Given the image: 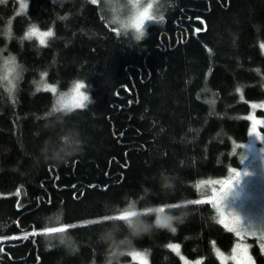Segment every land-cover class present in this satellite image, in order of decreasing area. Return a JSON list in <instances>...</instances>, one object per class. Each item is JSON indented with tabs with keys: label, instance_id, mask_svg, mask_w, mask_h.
Segmentation results:
<instances>
[{
	"label": "trees",
	"instance_id": "1",
	"mask_svg": "<svg viewBox=\"0 0 264 264\" xmlns=\"http://www.w3.org/2000/svg\"><path fill=\"white\" fill-rule=\"evenodd\" d=\"M25 1L20 13L19 1L0 0V52L20 68L13 90L0 79V264H106L97 235L110 205L143 208L145 198L189 213L175 233L136 241L150 264H182L170 244L220 264L238 236L207 190L241 168L246 117L264 100V0H156L157 20L139 41L121 27L127 0ZM31 27L54 33L47 46L25 38ZM76 81L94 103L67 123L86 147L66 165L45 164L44 126L57 112L54 94L37 85L62 93ZM161 170L178 177L174 194L160 192ZM53 226L67 230L32 235Z\"/></svg>",
	"mask_w": 264,
	"mask_h": 264
},
{
	"label": "rangeland",
	"instance_id": "2",
	"mask_svg": "<svg viewBox=\"0 0 264 264\" xmlns=\"http://www.w3.org/2000/svg\"><path fill=\"white\" fill-rule=\"evenodd\" d=\"M17 1H19L20 3V13H24V8L26 10L25 3L27 4V2L25 0ZM127 1L129 15L128 19L123 20L124 22L121 21V27H123V30L124 28L130 30L131 27H125V25L130 24L133 17L136 16L139 11L146 9L149 4L152 5L156 0H140L138 4L136 2L132 3L131 0ZM154 8L152 10L153 14ZM130 14L132 15L130 16ZM146 24H148L147 21L145 22V25ZM32 28L36 27H31L27 30V32H29ZM131 30H134V28H132ZM39 31L41 33L45 32L40 29ZM26 33L24 34V36H26ZM33 38L38 40V38L36 37ZM8 61L11 60L5 58L4 53L0 52V79L4 84V87L8 91H11L17 85L20 68L18 64L16 66L15 63L10 64ZM77 82L85 84L82 81H76L66 92H56V94L54 95L55 101L60 94L70 95L75 83ZM48 86L50 85L46 82L42 84L39 83V85H37V88L46 89V87ZM81 91L89 92V89L85 85V88ZM85 103L87 104V102ZM253 105H256V107H253ZM251 106L252 111L246 117L250 121L248 140L238 143L236 147V149L239 150L237 152H240L242 155V166L239 170H232L228 177L224 180H234L235 173L240 172L242 174L240 183L236 184L233 188L232 184L230 183L222 184L217 182L224 181L212 180L210 181L212 183L209 184H212L214 188H223L224 191L221 192L219 189L214 192V189L212 190V188H209V190H207L209 191V194H211L213 191V195L207 197H210L208 200L211 201L215 206L218 221L224 227L225 225H227L226 229H232L235 235L237 231L241 232V235L238 236V241L231 252L218 253L220 264H259L256 257L252 253V242H256L258 244H256V247L264 260V134H259L258 132H256V126L258 124L264 123L263 119L257 118L258 112L264 115V101H261L259 104H251ZM259 142L261 143L259 144ZM244 173H247V175H244ZM201 186L205 187L206 184H201ZM201 200L206 201V198H203ZM238 245H240L241 247L238 248ZM133 253H141L143 255L134 256ZM177 255L180 256L182 264H197L198 261L201 263V261L203 260L202 258L190 259L184 256L180 246L179 254ZM249 257L251 258L250 260ZM121 261L122 264H130L132 262L145 264V261L146 264H150L148 252L145 249H135L124 255L121 258Z\"/></svg>",
	"mask_w": 264,
	"mask_h": 264
},
{
	"label": "clouds",
	"instance_id": "3",
	"mask_svg": "<svg viewBox=\"0 0 264 264\" xmlns=\"http://www.w3.org/2000/svg\"><path fill=\"white\" fill-rule=\"evenodd\" d=\"M136 40H141L136 33ZM87 105L94 101L89 92ZM55 103V101H54ZM86 105V106H87ZM72 111L63 110L57 112L53 118L45 123V131L49 133L40 147V159L45 164L61 166L68 164L74 157L79 156L86 147L85 137L76 126H69L68 117ZM178 177L167 170H161L158 174V187L164 195L174 194L177 188ZM151 193V189H146ZM131 201L123 207L110 205L109 217L105 220V227L98 233L97 242L104 247L106 264H122L121 258L127 253L135 250V243L145 237L153 235L157 231H177L178 225L183 224L189 213L187 210H174L166 207L160 212L162 204H152L145 198L144 207L139 203L129 209ZM126 210L136 212L135 216L126 220L116 219Z\"/></svg>",
	"mask_w": 264,
	"mask_h": 264
},
{
	"label": "snow or ice",
	"instance_id": "4",
	"mask_svg": "<svg viewBox=\"0 0 264 264\" xmlns=\"http://www.w3.org/2000/svg\"><path fill=\"white\" fill-rule=\"evenodd\" d=\"M92 2L96 3V0H92ZM151 9H152V5L149 4L146 9L138 12L136 14V16L133 17L130 24L125 25V27L134 28L136 33H139L140 37L142 38L144 36L145 21H156L157 20V16L152 13ZM159 20L162 21L163 17H159ZM197 31H199V30H197ZM53 35H54V33L52 31H46V32L41 33L39 31V29L32 28L29 32L26 33L25 38L32 39L33 37H36V38H38L40 45L47 46L45 38L52 37ZM84 88H85V84L77 82V83H75V85L72 89V93L70 95L60 94L55 101V105L52 109V112L55 113V112H59V111H63V110L74 111L77 109L85 108L86 107L85 102L88 100V96L85 94V92L81 91ZM46 90H50L54 95L56 94V91H57L54 86H48V87H46ZM253 107H256V105H253ZM244 175H247V173H244ZM241 176H242V174L240 172H236L234 180L217 182V183H222V184H229L230 183V184H232V187L234 188V186L236 184L240 183ZM209 183H212V182H209ZM213 191L215 192L216 190L214 189ZM220 191L223 192L224 189L221 188ZM208 202L211 203V201H208ZM191 203L192 204H201V203H204V201L195 200V201H191ZM134 207H135V205L132 204L129 206V209H132ZM166 207H168V206L160 207L159 211L164 212ZM135 215H136L135 211L126 210L125 212H123L122 214H120L119 216H117L115 218L120 219V220H126L129 217H132ZM225 227H227V225H225ZM66 230H67V226H53V227H48V228L44 229V231L42 233L33 232L32 235H37V234L50 235V234H54V233H64ZM229 230L232 231V229H229ZM173 233H175V230H173ZM236 235L240 236L241 232L237 231ZM169 247L174 252L179 254V245H169ZM237 247L239 248L241 246L238 245ZM133 255L134 256H142L143 254L133 253ZM250 259L251 258L249 257V260ZM145 264H146V261H145ZM197 264H200V262L198 261Z\"/></svg>",
	"mask_w": 264,
	"mask_h": 264
},
{
	"label": "flooded vegetation",
	"instance_id": "5",
	"mask_svg": "<svg viewBox=\"0 0 264 264\" xmlns=\"http://www.w3.org/2000/svg\"><path fill=\"white\" fill-rule=\"evenodd\" d=\"M261 102V101H260ZM260 102H255L256 104H259ZM252 111V110H251ZM250 111V112H251ZM253 111H254V109H253ZM264 112V111H263ZM255 114V113H254ZM258 115H257V118H259V119H263L264 120V115H262V114H260V112H258L257 113ZM256 132H258L259 134H264V123L263 124H258L257 126H256ZM261 142H259V144H260ZM256 243V242H255ZM257 244V243H256ZM258 245V244H257Z\"/></svg>",
	"mask_w": 264,
	"mask_h": 264
}]
</instances>
